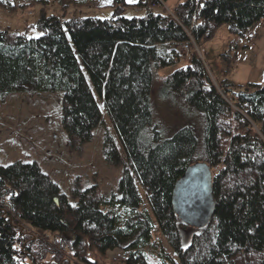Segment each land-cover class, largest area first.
Masks as SVG:
<instances>
[{
  "label": "trees",
  "instance_id": "trees-1",
  "mask_svg": "<svg viewBox=\"0 0 264 264\" xmlns=\"http://www.w3.org/2000/svg\"><path fill=\"white\" fill-rule=\"evenodd\" d=\"M37 1V36L0 26V94L62 92L61 125L75 149L102 121L94 88L127 163L118 196L74 191L76 205L36 163L0 165V264L33 260V236L21 223L61 238L59 248H48L49 264H70L64 257L96 264L92 255L114 249L126 255L118 264H152L144 249L157 247L154 221L178 258L160 255L158 264H264V82L234 89L223 81L219 90L193 53L158 86L159 99L178 116L170 134L154 122L152 100L157 71L180 56L176 46L204 45L224 25L246 37L264 23V0H176L172 14L154 13V0H112L111 19H64L45 9L47 0ZM0 5L11 8L8 0ZM129 5L146 15L123 17ZM105 145L107 160L119 163L115 144ZM200 164L211 173L213 206L209 222L195 228L174 212L173 191ZM134 177L148 208H140ZM187 230L196 233L183 245Z\"/></svg>",
  "mask_w": 264,
  "mask_h": 264
},
{
  "label": "rangeland",
  "instance_id": "rangeland-1",
  "mask_svg": "<svg viewBox=\"0 0 264 264\" xmlns=\"http://www.w3.org/2000/svg\"><path fill=\"white\" fill-rule=\"evenodd\" d=\"M8 1L11 8L0 5V26L12 32L27 30L29 35L37 36L39 33L32 27L41 6L38 1ZM46 2L45 9L50 14L64 19L77 16L111 19L115 13L113 1L107 3L106 0H47ZM171 2H164L153 8V12L172 14L176 3L173 5ZM121 15L125 18H142L146 15V9L129 5L123 9ZM251 33L255 37L248 40L246 37L231 33L229 27L224 25L216 30L211 40L200 45L205 50L200 58L204 61L211 80L219 90L223 81L233 85L234 89L248 83L264 82V23L255 25ZM175 48L180 56L175 60V64L162 67L157 71L152 95L154 122L167 134L171 133L178 116L175 115V110L167 107L159 99L157 94L160 81L177 67L187 63L181 59L183 51L180 46ZM171 49L168 47L169 52ZM223 56H227L229 62H226ZM85 75L87 76L86 72ZM93 93L102 111V121L95 128L92 140L75 149L68 146V138L61 125L62 92L22 91L0 94V165L6 166L15 161L36 163L41 171L58 185L60 193L71 205H76L78 202V196L74 194V191L83 192L94 189L98 196L111 197L112 194L118 196L119 183L127 159L112 121L103 108L100 95L94 88ZM106 139L115 144L121 155V161L117 164L107 160ZM134 183L142 199L140 208L144 206L148 208L145 191L136 177H134ZM19 226L23 232L27 230L33 236L29 253L33 260L26 257L20 259L21 263L49 264L52 256L48 250L59 248L61 238L55 233L38 232L25 223ZM154 226L153 237L157 247L144 249L149 262L158 264L161 256L178 260L174 257L168 241L161 234L155 221ZM193 233L196 232L185 231L183 245L190 242ZM24 248V246L21 247L22 252ZM92 256L96 264H118L117 262H122L126 258L125 253L120 249L110 250L104 256L97 254ZM63 259L71 260L70 264H83L70 257Z\"/></svg>",
  "mask_w": 264,
  "mask_h": 264
},
{
  "label": "water",
  "instance_id": "water-1",
  "mask_svg": "<svg viewBox=\"0 0 264 264\" xmlns=\"http://www.w3.org/2000/svg\"><path fill=\"white\" fill-rule=\"evenodd\" d=\"M211 173L204 164L195 165L180 179L173 191L174 212L185 224L204 227L212 217Z\"/></svg>",
  "mask_w": 264,
  "mask_h": 264
},
{
  "label": "built area",
  "instance_id": "built-area-1",
  "mask_svg": "<svg viewBox=\"0 0 264 264\" xmlns=\"http://www.w3.org/2000/svg\"><path fill=\"white\" fill-rule=\"evenodd\" d=\"M163 3L164 2L162 0H154L151 3V7L155 8ZM246 37L252 38V33H248ZM180 49L183 51L181 59L187 62L191 61L193 53H196L199 57L203 56V54L205 53L204 48L200 45L198 46L193 40H190V42L180 45Z\"/></svg>",
  "mask_w": 264,
  "mask_h": 264
},
{
  "label": "crops",
  "instance_id": "crops-1",
  "mask_svg": "<svg viewBox=\"0 0 264 264\" xmlns=\"http://www.w3.org/2000/svg\"><path fill=\"white\" fill-rule=\"evenodd\" d=\"M172 0H169L168 2H171ZM134 2H135V0H134ZM132 3V2H131ZM171 3H173V5H174V3H176V2H171ZM254 37H255V35H253L252 36V38H247L248 40H252V39H254ZM186 64H188V63H186ZM186 64H184V65H186Z\"/></svg>",
  "mask_w": 264,
  "mask_h": 264
},
{
  "label": "snow or ice",
  "instance_id": "snow-or-ice-1",
  "mask_svg": "<svg viewBox=\"0 0 264 264\" xmlns=\"http://www.w3.org/2000/svg\"><path fill=\"white\" fill-rule=\"evenodd\" d=\"M107 3H111L112 0H106ZM129 3L134 2V0H128Z\"/></svg>",
  "mask_w": 264,
  "mask_h": 264
}]
</instances>
